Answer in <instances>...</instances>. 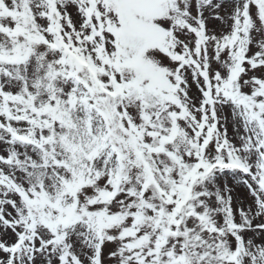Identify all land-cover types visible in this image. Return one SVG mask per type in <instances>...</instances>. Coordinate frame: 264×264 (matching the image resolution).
<instances>
[{
	"label": "snow or ice",
	"instance_id": "6c2138e0",
	"mask_svg": "<svg viewBox=\"0 0 264 264\" xmlns=\"http://www.w3.org/2000/svg\"><path fill=\"white\" fill-rule=\"evenodd\" d=\"M0 264H264V0H0Z\"/></svg>",
	"mask_w": 264,
	"mask_h": 264
}]
</instances>
